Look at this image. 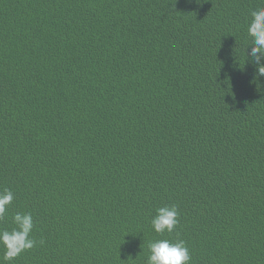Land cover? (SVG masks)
<instances>
[{"label": "trees", "instance_id": "trees-1", "mask_svg": "<svg viewBox=\"0 0 264 264\" xmlns=\"http://www.w3.org/2000/svg\"><path fill=\"white\" fill-rule=\"evenodd\" d=\"M198 2L0 0V228L30 212L37 240L11 264H145L163 238L190 264H264V77L246 61L264 0ZM165 203L179 225L160 236Z\"/></svg>", "mask_w": 264, "mask_h": 264}, {"label": "clouds", "instance_id": "clouds-1", "mask_svg": "<svg viewBox=\"0 0 264 264\" xmlns=\"http://www.w3.org/2000/svg\"><path fill=\"white\" fill-rule=\"evenodd\" d=\"M196 2L199 3L198 0ZM246 28L247 35L251 38L246 49H250L247 51L246 61L250 60L254 67V79L264 77V7L250 11ZM13 200L14 192L11 189H0V221L8 215ZM11 221L14 227L10 230L0 228V249L3 250L0 264H11V261L37 244L32 235L35 222L30 212H15L11 216ZM150 224L152 230L160 236L173 233L179 225L178 207L174 203H165L157 207ZM39 243L43 244V240ZM147 248L145 264H190V251L183 239H154L148 242Z\"/></svg>", "mask_w": 264, "mask_h": 264}]
</instances>
